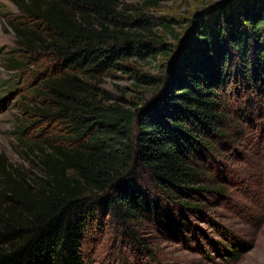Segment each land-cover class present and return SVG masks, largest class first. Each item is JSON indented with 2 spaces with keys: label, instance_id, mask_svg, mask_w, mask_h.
<instances>
[{
  "label": "trees",
  "instance_id": "16d2710c",
  "mask_svg": "<svg viewBox=\"0 0 264 264\" xmlns=\"http://www.w3.org/2000/svg\"><path fill=\"white\" fill-rule=\"evenodd\" d=\"M138 1L11 0L23 14L10 26L25 62L12 58L10 68L24 73L35 55L49 61L28 111L60 128L35 140L18 131L29 170L0 155V264H89L85 243L106 218L123 228L160 225L163 203L195 209L183 196L203 191L190 186L206 135L225 120L230 82L264 94V0L218 3L171 22L146 13L162 0ZM158 55L157 75L128 64ZM105 76L132 81L142 97L113 96ZM223 236L225 244L211 241L216 254L240 257L245 243Z\"/></svg>",
  "mask_w": 264,
  "mask_h": 264
},
{
  "label": "rangeland",
  "instance_id": "374dc122",
  "mask_svg": "<svg viewBox=\"0 0 264 264\" xmlns=\"http://www.w3.org/2000/svg\"><path fill=\"white\" fill-rule=\"evenodd\" d=\"M227 1L231 0H162L159 8L146 13L158 22L178 21ZM124 3L131 6L139 1ZM22 17L11 0H0V103L5 100L0 107V155L29 170L30 163L15 142L18 131L26 129L25 137L35 140L44 128L60 127L39 123L28 111L31 103L37 104L30 93L40 87L49 61L35 55L24 73L10 68L12 58L25 62L10 26L24 23ZM174 27L182 31L180 25ZM157 57L149 62L131 59L128 64L157 75V66L164 64ZM118 77H102V87L113 96L124 91L129 100L142 97L132 81ZM237 81L230 82L223 98L225 120L219 133L206 135L210 144L203 150L206 160L195 166L199 176L190 187L203 191L183 196L195 209L163 203L160 225L143 219L123 228L106 218L85 243L89 264H264V94H256L244 80ZM226 232L245 243L240 257L222 258L211 246L213 241L227 243Z\"/></svg>",
  "mask_w": 264,
  "mask_h": 264
}]
</instances>
